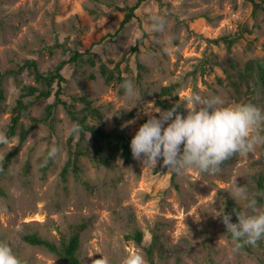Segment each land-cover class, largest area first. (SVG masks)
Here are the masks:
<instances>
[{"label": "rangeland", "instance_id": "374dc122", "mask_svg": "<svg viewBox=\"0 0 264 264\" xmlns=\"http://www.w3.org/2000/svg\"><path fill=\"white\" fill-rule=\"evenodd\" d=\"M135 2L0 0V67H15L34 58L39 69L47 71L67 57L69 48L90 50L82 61L62 69L68 79L62 97L80 110L83 103L72 97L88 94L103 114L106 129L113 128L115 118H120L130 134L150 115L159 116L151 111L166 110L155 101L161 87L171 83L177 86L172 97L166 98L178 102L197 91L220 96L226 104L240 103L251 87L252 103L264 110L257 68L249 73L245 68L249 59L264 58V12L253 14L248 0H145L119 29L127 15L123 7ZM153 13L168 19L163 35L148 31ZM223 35L234 38L230 47L220 39ZM133 44L139 49L130 55L132 73L128 78L138 89L135 100L125 96L122 83H106L98 72L100 59L112 66L111 60L120 58ZM165 46L174 51L165 54ZM93 53L96 55L89 57ZM138 63L143 67L138 68ZM90 73L95 74L93 79L88 77ZM27 83L35 81L26 69L3 80L0 131L6 134L10 108ZM135 102L130 111L125 109ZM46 103L44 99L34 102L21 122L30 126L29 116L43 115ZM87 120L97 122L89 113ZM73 123L58 105L53 128L38 123L23 142L18 134L9 137L18 145L11 149L17 148V153L0 176L6 193L0 195V241L8 242L23 264H67L46 248L29 244L23 236L38 232L59 243L82 222L81 264H123L131 255H141L151 264L147 248L153 242L155 264H264V239L255 246L235 249L222 218L214 216L233 201L225 191L233 181L244 185L250 195L256 194L257 179L260 174L264 177V146L245 157L233 156L217 175L191 171L174 179L166 167L156 170L162 158L150 168L133 156L125 161L117 154L107 163H99L83 155L78 169L69 167L64 180L61 170L68 158ZM52 145L60 151L43 172V158ZM4 151L0 145V154ZM258 206L264 210V204ZM37 214L42 218H36ZM139 230L140 243L133 237Z\"/></svg>", "mask_w": 264, "mask_h": 264}, {"label": "clouds", "instance_id": "9594fccd", "mask_svg": "<svg viewBox=\"0 0 264 264\" xmlns=\"http://www.w3.org/2000/svg\"><path fill=\"white\" fill-rule=\"evenodd\" d=\"M167 27L166 15H150L149 32L163 35ZM172 51L174 49L163 47L165 54H171ZM120 87L129 99L135 100L139 95L136 85L129 78H125ZM136 103L125 109L130 111ZM180 107L176 103L167 110L151 111L159 116L150 115L131 138L132 156L141 161L144 167L155 168L162 158L163 166L178 175L191 171L217 175L222 171L221 165L233 156L245 157L254 153L257 147L264 146V110L254 103L226 104L220 96H204L193 91L184 98L186 115L178 111ZM82 131L78 123H73L69 135L78 137ZM90 135L87 134L88 139ZM13 140L6 132L0 131V145L6 149L0 154V161L18 145ZM59 151L56 145L49 147L43 165L54 161ZM2 167L0 164V170ZM225 191L239 205L238 209H233L237 220L233 222L231 214L225 211L214 216L222 218L235 249L244 245L255 246L259 240L264 239V210L259 208L257 200V195L264 196V193L250 195L247 188L238 185L236 180ZM240 208L250 211H240ZM0 264H22L6 241H0ZM123 264L146 262L141 255H131L125 258Z\"/></svg>", "mask_w": 264, "mask_h": 264}, {"label": "trees", "instance_id": "16d2710c", "mask_svg": "<svg viewBox=\"0 0 264 264\" xmlns=\"http://www.w3.org/2000/svg\"><path fill=\"white\" fill-rule=\"evenodd\" d=\"M145 0H136L132 5H126L123 8L126 10L127 15L121 21L119 29L124 27L125 23L134 17V10ZM252 4V12L256 14L259 11L264 12V0H248ZM221 40L227 43L230 47L234 43V38L228 35H223L220 37ZM219 40V39H218ZM58 44V43H57ZM61 45V44H58ZM138 45H131L117 60H111L112 66H108L104 61L100 59L98 72L106 83L118 82L122 83L125 78H128L132 73L129 60L130 55L138 51ZM68 55L64 59L60 60L53 69L42 71L39 69L36 59H27L23 63H16L15 67L2 68L0 67V108L2 101L5 99L3 80L5 77L17 74L20 71L26 69L29 74L34 78L35 83H27L22 85L21 91L15 100V103L10 108V121L7 128L8 137L18 134L19 142H23L31 131L33 125L38 123H46L50 128H53V117L54 111L58 105H62L69 115L70 119L74 123H78L83 131L79 136L69 135L68 137V158L64 164L61 175L64 180H66L69 167H72L74 171L78 169L79 157L83 155L91 156L93 160L99 163H107L111 158H114L117 154L119 157L123 158L125 161H130L132 152L130 148V141L134 134L128 133L121 125V119L115 118V126L111 129H106L102 123L104 116L100 112L99 108L94 106L93 99L89 97L88 94H81L78 96H73L72 99L79 100L83 103V107L78 110L73 102H68L62 97L63 89L65 84H67L68 79L64 76L62 69L67 64H76L78 61L84 59V55L90 53V50L85 49L84 51L78 48H69ZM96 55L93 53L89 57ZM122 63L124 66L122 67ZM143 65L138 63V68H142ZM255 67L258 71V77L264 92V58H254L249 59L245 68L247 73L252 72ZM127 72V75L124 73ZM90 79L95 77L94 73H90L88 76ZM176 83H171L164 85L160 89V97L156 99L155 104L163 109H169L174 104H180L181 107L178 111L182 115H186V109L183 108L184 101H170L166 96L173 95V91L176 88ZM44 99L47 101L43 107V115L41 116H29L32 124L27 126L21 122V118L24 114L30 111L31 106L34 102ZM254 100L253 89L248 87L246 90V96L243 102H251ZM85 112V113H84ZM91 114L97 120L96 123H90L87 120V115ZM91 133L90 138H87V134ZM75 139V140H74ZM74 140V141H73ZM17 153V148L9 151L5 159H3L2 170H0V176L7 170L8 165ZM48 163L46 166H42L43 172L48 168ZM163 166V161L156 167V170ZM30 169L29 162L26 163V170ZM177 174L172 171V179L175 178ZM264 193V177L260 174L257 179V189L256 194ZM5 190L0 183V195H5ZM258 203L264 204V196L257 195ZM236 208V204L233 201L228 203L225 212L231 214L232 221L236 222L237 217L233 212ZM85 227V223H80L73 232L67 237L62 238L59 243L51 240L47 237L40 235L38 232L27 233L23 236L24 240L31 245H38L46 248L48 251L54 253L67 264H81V260L78 256V248L80 246V231ZM137 242L142 240V232L136 231L133 235ZM154 247V242L151 246L147 248L148 259L151 264H155L152 256ZM243 247H247L244 245ZM23 264V263H22Z\"/></svg>", "mask_w": 264, "mask_h": 264}, {"label": "bare ground", "instance_id": "6f19581e", "mask_svg": "<svg viewBox=\"0 0 264 264\" xmlns=\"http://www.w3.org/2000/svg\"><path fill=\"white\" fill-rule=\"evenodd\" d=\"M35 217L38 218V219L42 218L39 214H37Z\"/></svg>", "mask_w": 264, "mask_h": 264}]
</instances>
